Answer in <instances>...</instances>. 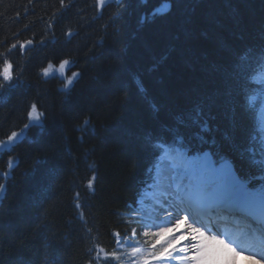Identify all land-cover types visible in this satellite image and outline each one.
<instances>
[{
	"label": "trees",
	"instance_id": "trees-1",
	"mask_svg": "<svg viewBox=\"0 0 264 264\" xmlns=\"http://www.w3.org/2000/svg\"><path fill=\"white\" fill-rule=\"evenodd\" d=\"M261 43L264 0H110L103 6L71 0L67 8L60 0H0V71L7 59L14 76V87L0 90V140L29 123L33 103L42 114L39 124L0 150V183L6 185L0 190V264H114L105 257L112 252L110 235L134 224L127 203L150 180L157 155L145 136L166 135L163 127L187 119L198 103L211 116L212 130L201 144L198 128L182 129L192 146L208 147L241 174L255 175L245 150L261 135L256 109L235 98L233 121L213 104L218 76L212 66L251 49L253 75ZM69 77L74 81L65 88ZM262 87L250 86V94ZM225 133L234 144L223 140ZM77 192L84 221L75 208Z\"/></svg>",
	"mask_w": 264,
	"mask_h": 264
},
{
	"label": "snow or ice",
	"instance_id": "snow-or-ice-1",
	"mask_svg": "<svg viewBox=\"0 0 264 264\" xmlns=\"http://www.w3.org/2000/svg\"><path fill=\"white\" fill-rule=\"evenodd\" d=\"M123 2V0H121ZM171 5V0H164ZM68 3L65 0H60L62 8H67ZM98 5L103 6L105 0H97ZM166 13L155 12L153 15H165ZM215 20H210L209 24H216ZM67 35H72V30L69 29ZM32 41L21 43L19 47L24 49L26 45H31ZM220 47H224L222 41H217ZM16 45H13L15 48ZM248 52L241 54L228 65H213L212 70L218 76L216 90L212 97L213 104H219L225 110V115L235 120L236 107L234 105L235 98L239 97L246 100L248 107H254L258 98L264 99V87L256 94H250L252 85H264V79L257 80L255 75L248 74V63L250 56ZM3 53H0L2 56ZM259 64H264V43L259 46V52L256 56ZM69 61L65 60L61 63V69ZM13 65L5 59L0 71V90L5 87L12 88L14 84ZM52 65L42 69L45 76L49 75ZM77 75L73 73V76ZM72 83L69 79L64 87ZM37 105L33 103L31 110L27 113L29 123H26L18 134L13 131L8 135L6 140H0V150L9 149L19 135H22L33 124H39L40 115L36 113ZM211 116L205 111V105L198 103L187 114V119L184 116L176 118L173 125H165L163 132L164 136L147 134L145 143L153 150L154 154L165 151V146L177 147V156L172 164L174 178V191L168 192L162 202L155 208V215L150 218V222H146L144 217L139 218V223L145 229L143 236L147 238V248L133 247L131 254L139 257L133 261V264H172V261H178L179 264H234V257L238 255L236 244H240L242 249H251L253 252H259L264 264V122L260 128V136L254 135L251 138L250 146L245 150L247 158L251 165L258 168L255 175H243L235 169L234 163L230 162L229 158L219 154L218 152H209L202 154L199 149L194 150L191 140L186 138L182 129L190 126L198 128L195 133V139L201 144L208 143L205 134L212 129L209 124ZM88 121H84L87 125ZM225 142L234 144L233 137L228 133L223 135ZM216 145V140L211 141ZM243 156L244 153H241ZM12 163L11 158L9 161ZM5 176L7 173L4 174ZM96 177L93 175L87 181V188L93 189ZM253 181L261 183L253 187ZM5 184L0 183V190H4ZM75 208L79 210V218L85 220L83 212V204L80 200V193L75 194ZM167 205V207H165ZM51 209H48V214H51ZM244 212L248 215H258L262 221L259 229L253 232V236L258 241V244L249 242H241L239 236L229 237L225 239L224 235H217L218 219H223L220 213ZM216 214V215H213ZM191 217V221H190ZM174 221V223H173ZM187 225V237L191 238V243L177 249L176 241L184 239L182 234L180 237L176 235L164 238L167 233L178 230L182 225ZM197 224L201 226H196ZM155 228L153 231L151 229ZM207 229V231H206ZM215 229L216 231H213ZM89 231H91L89 229ZM133 237L136 235V229H132ZM256 231L260 235L256 236ZM118 242L123 240L119 233H115ZM247 237V233L244 234ZM164 238V239H161ZM93 249H89V252ZM102 251V249H101ZM174 253H182L175 254ZM99 253H97V258ZM105 257H111L119 260L120 256L117 252H105ZM255 259V257H251ZM88 264H93L89 260Z\"/></svg>",
	"mask_w": 264,
	"mask_h": 264
},
{
	"label": "bare ground",
	"instance_id": "bare-ground-1",
	"mask_svg": "<svg viewBox=\"0 0 264 264\" xmlns=\"http://www.w3.org/2000/svg\"><path fill=\"white\" fill-rule=\"evenodd\" d=\"M165 148H166V150L165 151H161V152H159V153H157V155H156V157L157 156H159V155H161V154H164V153H166V152H168L169 151V147L168 146H165ZM202 154H207V152H204V153H202ZM230 160V159H229ZM161 161H159V163H160ZM230 162H231V160H230ZM163 163L164 164H166L167 166H168V172L169 171H171L172 173H173V169H171V164L172 163H169V162H167V161H163ZM164 164H163V166H164ZM163 166L160 168V175L163 177L164 175L162 174V170H163ZM167 172V173H168ZM166 182H164V184H165ZM142 185V184H141ZM141 185H140V187H141ZM139 191V190H138ZM165 195H163V197H164ZM163 197H160L159 199H153V201H152V203L155 205V208H156V206H158L159 205V203L160 202H162L161 201V199H163ZM138 199H139V196H138ZM165 207H167L166 205H165ZM155 208L153 209V212L155 213ZM221 216H223L224 218L222 219V220H225V223L223 224V225H225L226 227H233L235 224H236V222H237V224H238V226H240L239 228H242L241 226H243L244 225V227L246 228L247 226H252V227H256L254 224H252V223H250L249 222V218H247L246 216H241V215H239V214H234V215H230V214H223V215H221ZM173 223H174V221H173ZM223 225H222V227H223ZM197 226V225H196ZM199 227V226H198ZM180 230H179V232L180 233H178L176 236L177 237H180L182 234L185 236V238L184 239H178L179 241H178V243H179V245L181 246V247H183L184 245H186V244H189V243H191L192 241H191V238L190 237H187V235H186V233H187V225L185 224V225H182L180 228H179ZM174 235H175V232L173 233ZM249 235V234H248ZM251 235V234H250ZM240 238V237H239ZM238 255H240V256H242V254L240 253V252H238ZM242 258H243V262H244V264H246V256L245 255H243L242 256ZM260 264V263H259Z\"/></svg>",
	"mask_w": 264,
	"mask_h": 264
},
{
	"label": "rangeland",
	"instance_id": "rangeland-1",
	"mask_svg": "<svg viewBox=\"0 0 264 264\" xmlns=\"http://www.w3.org/2000/svg\"><path fill=\"white\" fill-rule=\"evenodd\" d=\"M259 80L260 79H264V78H262V77H259L258 78ZM259 118H260V125H262V122H264V106L260 109V111H259ZM223 141V140H222ZM177 156V155H176ZM162 166V164H158V166H157V170L160 168ZM168 166L166 165V164H164V166H163V170H162V174L164 175V174H166L167 172H168ZM167 177V178H166ZM168 177H171V175L170 174H167V176H159L158 177V180L156 181V183H155V185H153V186H151L148 190H145L144 192V195L145 194H150L151 193V191H152V189L153 188H157V191H158V193L155 195V197L157 198V199H159L162 195H164V194H166V190H167V184H170V181L168 180L169 178ZM105 176H104V180H105ZM171 178H173V177H171ZM105 182V181H104ZM107 182V181H106ZM164 182H166L165 184H164ZM148 196H151L152 197V194L151 195H148ZM137 201H139V203L142 205V199L140 198L139 200L137 199ZM155 215V213L153 212V210L151 209V211L150 212H148V213H145L144 214V219H145V221L146 222H150V218L152 217V216H154ZM142 228V227H141ZM143 229V231L142 232H144L145 231V229L144 228H142ZM151 230H153V231H155V228H153V229H151ZM179 230L180 229H178V230H175L174 232H175V235H177L178 233H180L179 232ZM174 232H170V233H167L166 234V236L164 237V238H167V237H169V236H172V235H174L173 233ZM130 237H132V236H130ZM164 238H161V239H164ZM144 240H147V238H145L144 237ZM118 241V240H117ZM119 243H122V244H129L130 242H129V240H127V239H124V240H120L119 241ZM176 243H177V241H176ZM179 249V248H178ZM243 256V255H242ZM255 262L256 263H258V261H256L255 260ZM260 263V262H259ZM258 263V264H259ZM247 264V263H246Z\"/></svg>",
	"mask_w": 264,
	"mask_h": 264
},
{
	"label": "clouds",
	"instance_id": "clouds-1",
	"mask_svg": "<svg viewBox=\"0 0 264 264\" xmlns=\"http://www.w3.org/2000/svg\"><path fill=\"white\" fill-rule=\"evenodd\" d=\"M241 264H244V262H243V261H241Z\"/></svg>",
	"mask_w": 264,
	"mask_h": 264
}]
</instances>
